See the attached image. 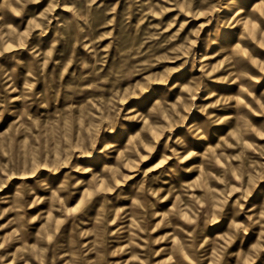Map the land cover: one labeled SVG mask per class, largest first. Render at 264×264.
<instances>
[{"label": "rangeland", "instance_id": "374dc122", "mask_svg": "<svg viewBox=\"0 0 264 264\" xmlns=\"http://www.w3.org/2000/svg\"><path fill=\"white\" fill-rule=\"evenodd\" d=\"M0 264H264V0H0Z\"/></svg>", "mask_w": 264, "mask_h": 264}]
</instances>
